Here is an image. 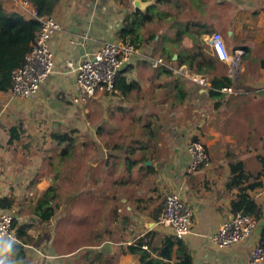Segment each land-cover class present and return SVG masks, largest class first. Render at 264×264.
<instances>
[{
  "label": "crops",
  "instance_id": "obj_1",
  "mask_svg": "<svg viewBox=\"0 0 264 264\" xmlns=\"http://www.w3.org/2000/svg\"><path fill=\"white\" fill-rule=\"evenodd\" d=\"M143 2L150 3L143 13L149 10L152 16L142 30L144 44L118 76L128 86L133 84L127 95L113 88L98 90L85 105L71 102L78 64L106 42L123 43L120 30L136 10L132 1L124 8L115 0H58L51 13L60 25L51 43V73L32 98L19 100L9 90H0L5 136L3 147L0 144V200L8 201L7 210L17 218L14 222L26 227L34 243L25 247V263L17 264H142L139 254L126 251L140 239L142 250L158 264H179L176 246L171 259L158 257L164 239L172 237L170 228L158 223L169 194L179 195L195 210L191 232L181 240L191 264H245L259 240L264 185L248 192L262 208L257 229L248 239L218 249L209 237L232 215L230 202L239 193V186L229 187L239 174L232 167L240 162L264 182V0ZM21 6L3 0L5 10L28 18ZM26 7L34 9L29 3ZM213 33L222 36L229 54L240 53L235 67L213 55L204 74L175 64L180 52L190 51L200 40L207 44ZM167 53L172 57L169 62L164 59ZM157 58L165 66L153 68ZM165 70L173 75L163 74ZM199 77L206 86L192 80ZM221 78L231 81L228 86L234 92L218 89L210 95L211 81ZM175 81L184 100L177 97ZM19 124L24 138L43 132L48 139L51 132L70 131L72 125L81 132L89 125L86 137L102 149L101 159L89 164L96 153L93 143L94 151L84 164L89 172L81 175L78 187L64 173L67 189L58 220L54 214L42 222L33 212L40 194L54 186L51 178L18 191L2 187L3 177L14 176L24 156L20 151L12 161L18 142L7 145V130ZM191 140L200 141L209 156L208 164L194 173L187 172L186 145ZM72 191L78 196L70 201L67 194ZM5 246H0V264H16Z\"/></svg>",
  "mask_w": 264,
  "mask_h": 264
},
{
  "label": "trees",
  "instance_id": "obj_2",
  "mask_svg": "<svg viewBox=\"0 0 264 264\" xmlns=\"http://www.w3.org/2000/svg\"><path fill=\"white\" fill-rule=\"evenodd\" d=\"M29 3L38 15H51L58 0H25ZM119 5L127 8L132 0H115ZM159 1V0H158ZM152 16L148 10L146 13L137 11L126 19V24L122 27L119 37L123 43H129L135 48L144 44L142 30L146 23L150 22ZM40 30V23L34 18H26L23 14L15 11H7L3 8V0H0V70L3 74V80L0 83L1 91H8L12 85V72L20 68L24 64V58L34 43L37 32ZM152 38L149 37L147 42ZM212 53L208 45L200 40L198 45H194L188 52H180L175 64L178 67L186 66L189 71L195 74H204L205 70L209 68V63L212 64ZM170 53L164 55L166 61H171ZM167 76H172L171 70H165ZM120 83V86H118ZM231 84L228 78H221L219 81L212 80V90L210 95H214L216 90L227 87ZM133 84L129 86L126 84L124 78L117 77L114 82V89L118 88L122 95H127L131 91ZM175 88L177 89V97L179 100H184L185 94L182 92L180 83L175 81ZM80 133L78 129L65 132H51L49 138L52 143L56 145L54 164V176L52 181L56 183L63 173L67 175L73 174L76 167L72 166L71 161L75 157V152L78 149L76 134ZM8 141L7 145H13L15 142L21 141L25 136V131L21 124L10 127L7 130ZM83 146V143L80 142ZM66 164V171L61 170L62 166ZM239 173L230 180L229 187L239 186V193L230 202L231 214H242L253 216L256 220L262 217V208L254 202L249 196L248 192L256 188L262 187L264 182L261 180V175H252L246 171L242 163H237L232 167ZM248 182L245 186L243 183ZM78 196L74 191L67 194L70 201ZM64 198L60 196L57 188L51 186L40 194L37 203L34 206V214L42 222H49L54 216L56 209L59 207V202ZM60 199V200H59ZM6 200H0L3 208H9L10 204ZM12 227L15 229V243H8L5 246L6 255L14 263H25L27 245H33V238L26 232L25 226H18L13 222ZM259 242L264 250V226L259 233ZM143 239L138 240L131 246L126 247V251L140 255L142 264H158L156 259L150 256L148 251L142 250ZM177 247L176 256L180 260L179 264H191L190 256L182 244L181 240L173 237H166L159 249L158 257L171 259L173 247Z\"/></svg>",
  "mask_w": 264,
  "mask_h": 264
},
{
  "label": "built area",
  "instance_id": "obj_3",
  "mask_svg": "<svg viewBox=\"0 0 264 264\" xmlns=\"http://www.w3.org/2000/svg\"><path fill=\"white\" fill-rule=\"evenodd\" d=\"M14 1L22 5V13H26L28 18H34L40 23V30L25 55L24 64L12 72L11 96L29 99L36 94L53 69L51 43L60 25L51 15H38L34 9L27 11V2ZM206 42L218 61L228 64L230 68L236 66L240 53L229 54L219 33L211 34ZM135 52L136 48L129 43L106 42L93 55L86 57L76 67L72 104L74 106L87 104L98 90L112 91L124 64L134 56ZM162 65L165 66L164 60L157 58L152 67L157 68ZM192 80L201 86L207 85L202 77ZM219 90L227 94L234 92L230 86ZM186 151L189 158L188 173H194L208 164L209 156L200 141H189ZM194 214V208L184 203L179 195L169 194L165 197L158 223L168 226L174 239L183 240L191 232ZM15 220H17L16 216L0 204V246L16 242L15 230L12 227ZM256 229L257 220L254 217L232 214L222 220L209 237V241L218 249H226L244 242ZM245 264H264V250L259 240L250 251Z\"/></svg>",
  "mask_w": 264,
  "mask_h": 264
},
{
  "label": "rangeland",
  "instance_id": "obj_4",
  "mask_svg": "<svg viewBox=\"0 0 264 264\" xmlns=\"http://www.w3.org/2000/svg\"><path fill=\"white\" fill-rule=\"evenodd\" d=\"M2 80L3 74L0 70V83L2 82ZM89 121L90 118L85 119V122L89 123ZM7 125H9V122L7 123ZM88 127L90 126L85 125L84 129L81 130L80 133L76 134L78 149L75 152V157H73V160L71 161V163H73L71 165L76 167V170L73 171V174H70V176L74 180V186L76 187H78L79 185V178L81 177V175L83 173L85 174L89 172L85 170L86 167H84V164L87 165V159L91 152L94 151L93 143L89 141L88 137H86L85 134L88 131ZM72 128L74 129L73 125ZM1 129L2 125H0V144H2L3 147V144L5 143V136L3 135ZM59 131H62V129H59ZM42 134L43 132H40L39 136H26L25 138H23L22 141L18 142V144L16 145L17 150H14L15 153L13 155H10V157L13 161L15 159L14 155L17 153L19 154L20 151L23 152L24 156L18 163V165H16L17 170L15 171L14 176L3 177L4 181L2 187L11 186V190L18 191L19 188H23V186L37 185L38 183H43L44 181H46L47 178H51L50 180L52 182V178L54 176V168L52 165L54 164L53 159L56 155L54 149L56 145L50 141V138L48 139L46 138V136H42ZM45 134H48V132H45ZM80 142L83 143L82 147H79L80 145H82ZM23 146H26L27 148H24ZM2 147L0 149H2ZM0 153H2V151H0ZM65 169L66 164L64 163L61 170ZM54 186L57 188L60 196L63 197L67 189V182L64 179V173L61 175V178L56 183H54ZM58 202L59 207L56 210L54 216V219L56 220H58V217L61 214L63 200ZM30 263H32V261H30Z\"/></svg>",
  "mask_w": 264,
  "mask_h": 264
},
{
  "label": "water",
  "instance_id": "obj_5",
  "mask_svg": "<svg viewBox=\"0 0 264 264\" xmlns=\"http://www.w3.org/2000/svg\"><path fill=\"white\" fill-rule=\"evenodd\" d=\"M149 5H150L149 2H143V0H132L133 8L137 11H140V12H143L145 10V8H147ZM91 140L96 146V153L93 156H91L88 163L94 164L96 162V160L101 159L103 154H102V149L98 145V143H96L92 138H91Z\"/></svg>",
  "mask_w": 264,
  "mask_h": 264
}]
</instances>
